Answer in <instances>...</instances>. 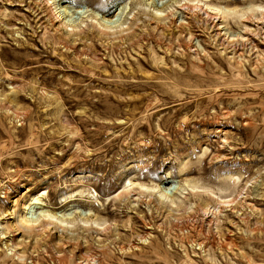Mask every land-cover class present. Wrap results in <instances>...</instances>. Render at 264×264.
<instances>
[{
  "label": "rangeland",
  "instance_id": "1",
  "mask_svg": "<svg viewBox=\"0 0 264 264\" xmlns=\"http://www.w3.org/2000/svg\"><path fill=\"white\" fill-rule=\"evenodd\" d=\"M150 1L118 0L109 19L141 15L117 45L0 32V264H264V63L209 49L201 78L181 45L201 23L161 27ZM36 197L56 224L20 228Z\"/></svg>",
  "mask_w": 264,
  "mask_h": 264
},
{
  "label": "bare ground",
  "instance_id": "2",
  "mask_svg": "<svg viewBox=\"0 0 264 264\" xmlns=\"http://www.w3.org/2000/svg\"><path fill=\"white\" fill-rule=\"evenodd\" d=\"M232 2L233 0L150 1L146 4L148 9L142 12V16H148L149 12L158 18L161 27L168 26L176 30L182 26H192L193 22L198 20L201 26L197 27L196 31L200 30L201 34H206V43L202 44L191 38L188 43L184 42L181 45L190 54V58L194 59L191 60L194 71L201 78L207 79L205 69L209 64L207 62L209 49H215L228 63V71L234 67L264 63V8L234 11L227 8ZM118 5V0H84L70 3L69 6H63L56 0H0V32L4 35H14L11 32H15L28 36L26 31H30L31 38L28 42L14 39L20 49H36L40 45L42 48L49 47L50 50H54L68 48L71 43L73 46H83L86 43L95 45L99 43L97 40H102L106 47L117 45L123 42L125 36L133 35V30H136L137 26L135 18L141 15L135 14L129 19L123 13L124 8H119L114 18L109 19L111 12L117 9ZM13 9L26 14L21 22H14V25L22 26V29H9L15 27L7 20L10 18L9 12ZM94 10L102 13L96 15ZM258 14L260 16H255ZM134 23L136 26L130 27ZM235 26H239L236 34L232 31ZM170 58L175 60L172 53ZM194 62H197V66ZM220 144L225 146L226 141L222 139ZM174 189L175 187L170 194ZM39 198L36 197L28 205L23 206L22 211L27 218L23 216L15 218L20 228L35 226L36 223L44 221L56 224L55 218L42 210L49 207ZM249 201L250 198H245L242 207L250 208L252 205ZM58 219L61 220L60 217ZM204 220L207 224L211 223L208 217ZM197 242L199 248L206 249L207 244L204 241Z\"/></svg>",
  "mask_w": 264,
  "mask_h": 264
}]
</instances>
